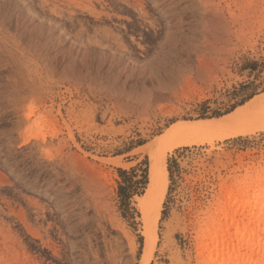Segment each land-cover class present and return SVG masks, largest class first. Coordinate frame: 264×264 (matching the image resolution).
<instances>
[{
	"label": "rangeland",
	"instance_id": "rangeland-1",
	"mask_svg": "<svg viewBox=\"0 0 264 264\" xmlns=\"http://www.w3.org/2000/svg\"><path fill=\"white\" fill-rule=\"evenodd\" d=\"M166 13L184 19L170 30L188 48L166 63L186 71L181 88L89 56L105 32L144 63ZM205 14L223 26L215 40ZM262 92L264 0H0V264H139L147 149L176 121L222 116ZM166 166L149 264H211L203 247L221 237L228 194L264 175V131L175 148ZM240 253L234 263L246 264L247 244Z\"/></svg>",
	"mask_w": 264,
	"mask_h": 264
},
{
	"label": "bare ground",
	"instance_id": "bare-ground-1",
	"mask_svg": "<svg viewBox=\"0 0 264 264\" xmlns=\"http://www.w3.org/2000/svg\"><path fill=\"white\" fill-rule=\"evenodd\" d=\"M167 18L169 19L165 22V30L156 47V53L140 65L131 60L129 52L120 41L116 46L113 45L112 35L109 37L105 32H102L103 35L100 33V39H98L99 34L97 37L96 34L90 37L88 54L98 56L100 64L97 63V65H105L109 71L115 68L125 70L132 68L133 65L138 67L136 79L165 78L168 84L164 85L169 92L177 86L181 88L186 83V71L183 69L169 70L166 63L172 49L183 46L181 36L177 35L176 31H171L170 28L182 27L184 19L182 20L179 16L174 17L172 13H169ZM202 26L205 32L204 38L208 40L219 38V29H223L221 23L212 19L210 14L204 15ZM256 131H264V92L253 96L244 104L219 117L176 121L170 124L157 139L155 138L161 147L158 150L153 148L155 151L147 149L150 156L148 184L145 193L138 199V206L144 215L145 238L139 264H149L156 246L157 220L168 186L167 153L181 146L212 144L214 140L247 135ZM247 192L242 193L243 195L239 198L233 196L232 193L228 194L230 201L222 209L225 221L222 224L224 227L220 233L221 237L218 239L219 236H215L203 247L207 251L204 263L243 264L244 262L234 263V261L242 258L240 250L242 244L245 243L249 247V253L245 256L246 264H264V175H258L250 193ZM236 215L241 216L240 220L235 219ZM226 225L233 226L235 235L240 236V238L236 236V245L231 242L230 236H224V232H227ZM238 225L243 227L238 228ZM254 254L258 255L255 260L252 259Z\"/></svg>",
	"mask_w": 264,
	"mask_h": 264
},
{
	"label": "trees",
	"instance_id": "trees-1",
	"mask_svg": "<svg viewBox=\"0 0 264 264\" xmlns=\"http://www.w3.org/2000/svg\"><path fill=\"white\" fill-rule=\"evenodd\" d=\"M232 109H233V108H232ZM232 109H231V110H232ZM231 110H230V111H231ZM228 112H229V111H228ZM143 183H144V181H143ZM123 189H124V185L119 187V190H120V191H122Z\"/></svg>",
	"mask_w": 264,
	"mask_h": 264
}]
</instances>
